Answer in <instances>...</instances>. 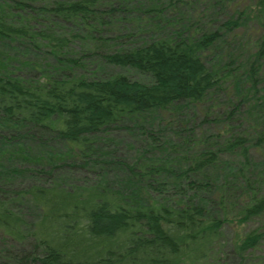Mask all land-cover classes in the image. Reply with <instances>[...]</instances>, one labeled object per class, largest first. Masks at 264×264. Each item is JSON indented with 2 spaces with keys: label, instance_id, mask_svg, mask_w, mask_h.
Returning a JSON list of instances; mask_svg holds the SVG:
<instances>
[{
  "label": "trees",
  "instance_id": "obj_1",
  "mask_svg": "<svg viewBox=\"0 0 264 264\" xmlns=\"http://www.w3.org/2000/svg\"><path fill=\"white\" fill-rule=\"evenodd\" d=\"M198 6L228 14L213 30L190 22ZM252 7L245 42L243 0H0V44L43 56L20 62L28 78L0 49V264L250 263L264 246V0ZM101 64L149 82L97 77ZM235 224L249 229L230 257L218 245Z\"/></svg>",
  "mask_w": 264,
  "mask_h": 264
},
{
  "label": "rangeland",
  "instance_id": "obj_2",
  "mask_svg": "<svg viewBox=\"0 0 264 264\" xmlns=\"http://www.w3.org/2000/svg\"><path fill=\"white\" fill-rule=\"evenodd\" d=\"M245 2L246 9L244 11H249L246 13V16L248 19H246V23H244V27L241 29L244 33L243 38H245V42L249 41V36H254V34L257 32V27L254 26V23L249 20H253V14H251L252 6H253V0H243ZM239 0H237V3ZM241 9V7L239 8ZM251 9V10H250ZM226 8L224 9H217V8H211L208 6H198L196 9V13L198 14L197 16L195 15L192 19L190 18V22L194 20V22L198 21L200 26L204 24V26H207V28L211 29H218L219 24L224 21V18L226 17L225 14L227 15L228 12L225 11ZM225 13V14H224ZM196 20V21H195ZM122 31V30H121ZM241 33V32H240ZM0 49L4 51V54L9 57V68H11L14 72V75L18 76H24L28 78H37L38 73L34 75V73H30V75H27V69H25V66H23L20 62H27V63H41L42 62V54H38L37 52H34V50L29 49L25 46H23L20 43H13V42H8L7 44H0ZM251 52V46H248L246 44V47L244 48V51L242 53L243 56H246L247 53ZM212 60L211 62L215 63V57H211ZM48 62L53 65L54 63L49 59ZM43 64V63H42ZM101 66H103L101 64ZM93 68L95 66L93 64H90V66L84 67V70L86 71L87 76L90 75V73L93 71ZM103 68V69H102ZM19 69V71H17ZM102 69L103 74H97L96 76L99 77V75H104V74H122L127 76L130 80L133 81H138L141 83H148L149 79L144 76L139 74L136 71L133 70H123L120 68L116 67H111V66H103L100 67V70ZM35 76V77H34ZM128 157H131L130 154L127 155ZM72 176V181L73 182H79V184H83L84 186L88 187H93L95 186V183L99 180L97 178V175H92V174H87V173H82V172H75L70 174ZM33 181H39V177H32ZM100 183V182H99ZM60 185V184H59ZM64 186V184H62ZM69 185V184H68ZM253 226L255 225L254 223L252 224ZM249 227H243V226H238L237 224L231 226V225H226L223 229V238L220 241V244L218 245V248L220 250H223V252L230 256L233 257L232 255H229L230 252H232L233 246L235 244V241L242 236L245 231H247ZM248 260L250 261L249 264H264V246L256 250L249 258ZM247 260V261H248ZM229 264H238L239 259L237 257H234L229 261ZM247 264V262L245 263Z\"/></svg>",
  "mask_w": 264,
  "mask_h": 264
}]
</instances>
